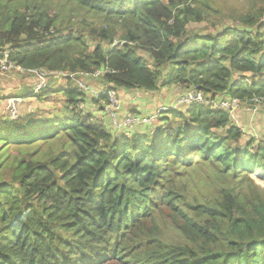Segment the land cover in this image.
<instances>
[{
  "label": "trees",
  "instance_id": "trees-1",
  "mask_svg": "<svg viewBox=\"0 0 264 264\" xmlns=\"http://www.w3.org/2000/svg\"><path fill=\"white\" fill-rule=\"evenodd\" d=\"M70 1L102 23L83 18L81 33L63 35L52 30L56 14L37 0L23 11L19 0H0V60L8 53L24 69L60 75L69 105L62 118L36 120L28 129L20 118L0 122L7 143L0 151L10 144L18 149L16 185L0 189V264H264V192L244 200L230 185L212 201L190 202L176 170L209 161L222 176L243 169L264 177V142L252 136L241 149L232 147L228 139L239 138L240 128L229 124L226 110L203 104L187 116L165 108L177 123L115 138L80 103L86 96L106 101V93L92 96L78 79L98 71L106 90L151 92L179 83L205 98L264 99V23L246 15L241 22L250 30L202 35L186 30L203 13L191 0ZM226 126V137L214 136ZM56 137L67 150L46 160L20 151ZM164 210L176 226L172 240L163 239L158 221Z\"/></svg>",
  "mask_w": 264,
  "mask_h": 264
},
{
  "label": "rangeland",
  "instance_id": "rangeland-1",
  "mask_svg": "<svg viewBox=\"0 0 264 264\" xmlns=\"http://www.w3.org/2000/svg\"><path fill=\"white\" fill-rule=\"evenodd\" d=\"M22 1L23 0H19L20 4L18 5V9L20 11L25 10L27 7H33V3H31L30 0H26V3ZM37 3H41L43 5L42 8L46 11H51L56 14V24L55 28H52V30H61V34L63 35H66L69 31L81 33L82 31H80L79 23L83 18L88 19V22L94 24H101L103 20V17H94L93 14L72 4L70 0H37ZM191 4L193 7H199L203 11L201 21L187 25L186 30L192 33L197 32L202 35H216L223 32L226 28L250 30L251 28H249L248 24L241 22V17L253 14L260 23H264V0H191ZM120 36L119 31L115 40L118 41ZM74 50H76V47ZM138 53L145 56L142 50H139ZM162 71L163 72L158 78L159 84L165 81L167 70L163 68ZM43 72L46 78V88L42 94L34 98L30 96L32 95L31 93H33L32 90L35 88L34 86L37 85L36 76L34 74L29 72H18L12 69L1 72L0 81L1 79L6 80L8 85H6V82L2 85L0 84V122H5L10 117L7 110L8 102L17 99L19 102L16 101L15 104V117L18 116L17 119L20 118L19 120L25 121L26 124L29 123L27 129L32 126L30 123L36 122V120L45 122L49 119H60L63 117L64 113L67 112L66 109L69 108L66 102L67 98L62 91L65 88V80L60 78L58 74ZM79 74V81L86 84L89 88H93L97 93H106L105 85L101 84V78H96L93 74ZM245 74L246 73H244V75ZM249 75L250 74H247L246 76ZM101 86H103L105 90ZM182 89L186 88L182 87L179 83L162 84L156 91L151 92L142 91L140 89L132 92L123 91V95H121V89H116L113 97L115 100L114 104H111L108 98L106 101H103L91 99L89 96H86L80 103L90 119L93 122L101 120L106 129L112 133L115 138H118L120 135H126L127 133V135H131L132 131H140L143 133L146 131L152 134L154 132L153 129L158 126L160 127V125L177 123L179 119H177L178 117L175 116V113L171 110H163L159 113L158 119L154 124L140 127L133 126L134 129L133 127H128L132 130L128 129L124 131L123 127L120 128L121 125L116 127L115 124L120 123L128 113L133 114L139 112L147 116L155 113V111L161 107L173 108L176 103L178 91ZM133 101L142 103V107L139 109L140 111L132 109ZM246 104L241 101L236 105L233 112V116L235 117L230 116L231 122H229L230 125L233 124L242 131V135L239 138L235 140L228 139L229 145L239 149L244 147L248 138L252 136L256 140H260L261 143L264 142V118L261 120L259 127L254 123L251 124L252 126L250 124L248 126L247 123H244L247 121L245 117L249 109L252 110V107L249 106L253 103L248 101ZM260 106L264 109L263 105ZM191 108V106L184 105L174 109L180 110V112L187 116V111ZM259 115L264 117L262 112H260ZM114 127L120 129H114ZM228 128L229 127L226 126L225 128L214 129V136L226 137V130ZM5 142L6 140L4 139L0 140V148L7 145ZM60 142H63V140H60L59 137L48 142H43L42 140L33 141L20 151L25 150L27 154L35 151V157L37 159L46 160L51 155H58L67 150L66 147H58ZM256 146L257 144L254 143L250 148L254 150ZM64 148L66 149L63 150ZM17 151L18 149L14 144L8 145L5 152L0 151V189L6 186L14 187L16 185L12 164L14 154ZM176 170L178 176L182 175L183 179L186 180L184 182L186 188L184 193L190 202L195 201L194 198L202 202L212 201L216 197L217 190L220 187L230 185H236V187H238L237 190L244 194L243 198L245 196L249 197L250 193L254 190L260 193L264 192V177L262 174L258 177L255 176L253 172L246 173L243 169L236 171L233 177H231L233 175L232 173L222 176L219 165L206 161L204 163L191 165L190 167L179 166ZM168 215L169 213L164 210L158 221L162 224L163 239L172 240L177 238L178 234H175L174 229L176 226Z\"/></svg>",
  "mask_w": 264,
  "mask_h": 264
},
{
  "label": "built area",
  "instance_id": "built-area-1",
  "mask_svg": "<svg viewBox=\"0 0 264 264\" xmlns=\"http://www.w3.org/2000/svg\"><path fill=\"white\" fill-rule=\"evenodd\" d=\"M11 69L18 71V72H29V73H32L36 76L37 85L34 86L35 88H33V90H32L33 93H39V91L45 87L46 78H45V73L43 71L24 69L20 65L14 64L9 59L8 53H5L3 58L0 60V72H6V71H9ZM98 73H99L98 71H95L93 73V75L96 76ZM79 84L82 88H84L86 90L87 93L91 94L92 96H99L100 92L99 93L95 92L94 89L89 88L83 82H79ZM106 95L108 96V100L110 101V103L114 104V102H115V100L113 98L115 95L114 91L113 90H106ZM16 101L19 102V100L17 99V100H12L11 102H8V104H7V110L9 112V116L11 117V118L9 117L10 120H15L18 117V116L15 117ZM248 101L252 102L255 105H263L264 106V99L263 98H252L250 100L243 101V102H248ZM240 102H241V100H239L238 98H233L230 96H225V97H221L218 99L217 98L216 99L205 98L201 89H199L197 87H191V88H189L183 92L178 93L176 103H175V106L173 108H176L179 106H184V105L185 106H192V105H196V104H203V105L209 106L213 109L218 108V109L226 110L231 117H235V116H233V112L235 110L236 105ZM164 109H165V107L158 108V110L155 111V113L149 114V115L144 116V117L126 116L120 123H116L115 126L117 127L120 125H124L126 127H132L135 124H146V125L150 124V125H152L157 121L159 113L161 111H163ZM166 109H168V108H166Z\"/></svg>",
  "mask_w": 264,
  "mask_h": 264
},
{
  "label": "crops",
  "instance_id": "crops-1",
  "mask_svg": "<svg viewBox=\"0 0 264 264\" xmlns=\"http://www.w3.org/2000/svg\"><path fill=\"white\" fill-rule=\"evenodd\" d=\"M0 74H1V72H0ZM29 79V78H28ZM6 82V80H2L1 79V81H0V84L2 85L3 83H5ZM6 85H8L7 84V82H6ZM165 86V85H164ZM172 88V87H171ZM121 91V90H120ZM123 91L124 90H122L121 91V95H123ZM179 92H182V90H179L178 91V93ZM120 93V92H119ZM139 100H142V99H139ZM139 101H133L132 102V109H135L136 111H140L139 109H140V107H142V103L141 102H139ZM245 104H246V102H245ZM247 105V104H246ZM251 105V104H250ZM248 106V105H247ZM249 107H252L251 109L252 110H250L249 109V112H248V114L246 115V117H245V120H247L246 122H244V123H247L248 124V126H249V124L251 125V124H256L258 127L260 126V123H261V120H263V118L264 117H262V115H259L260 114V112H262L263 113V115H264V109H263V107L262 106H260V105H251V106H249ZM241 115H242V117H243V114L241 113ZM252 126V125H251ZM262 128V127H261ZM260 142V141H259Z\"/></svg>",
  "mask_w": 264,
  "mask_h": 264
},
{
  "label": "water",
  "instance_id": "water-1",
  "mask_svg": "<svg viewBox=\"0 0 264 264\" xmlns=\"http://www.w3.org/2000/svg\"><path fill=\"white\" fill-rule=\"evenodd\" d=\"M108 46H105V50L107 49Z\"/></svg>",
  "mask_w": 264,
  "mask_h": 264
}]
</instances>
